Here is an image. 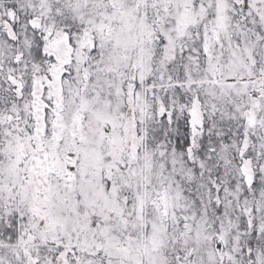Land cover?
<instances>
[{"label":"snow or ice","instance_id":"obj_1","mask_svg":"<svg viewBox=\"0 0 264 264\" xmlns=\"http://www.w3.org/2000/svg\"><path fill=\"white\" fill-rule=\"evenodd\" d=\"M0 264H264V0H0Z\"/></svg>","mask_w":264,"mask_h":264}]
</instances>
